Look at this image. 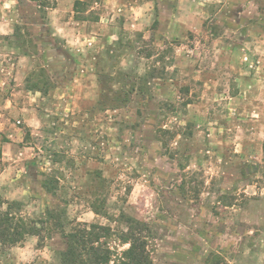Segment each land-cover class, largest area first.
Wrapping results in <instances>:
<instances>
[{"label":"rangeland","instance_id":"rangeland-1","mask_svg":"<svg viewBox=\"0 0 264 264\" xmlns=\"http://www.w3.org/2000/svg\"><path fill=\"white\" fill-rule=\"evenodd\" d=\"M47 1L0 0V210L38 232L0 264L91 223L115 264L128 217L150 264H264V0Z\"/></svg>","mask_w":264,"mask_h":264},{"label":"trees","instance_id":"trees-1","mask_svg":"<svg viewBox=\"0 0 264 264\" xmlns=\"http://www.w3.org/2000/svg\"><path fill=\"white\" fill-rule=\"evenodd\" d=\"M41 5L49 6L44 0ZM80 4L79 0L75 5ZM117 98H112V95ZM102 97L112 101H127L128 94L122 90L104 88ZM264 151V144H263ZM19 201L8 202L4 210H0V239L15 244L21 241L26 234H38L37 228L31 226L20 217H17L12 209L19 205ZM128 228L121 231L120 238L129 247L123 250L115 264H150L147 250L146 225L134 218H127ZM111 227L96 223L85 224L66 235V246L60 253L61 264H110L112 250L101 242L102 237L109 236ZM220 260H214L211 264H219Z\"/></svg>","mask_w":264,"mask_h":264},{"label":"crops","instance_id":"crops-1","mask_svg":"<svg viewBox=\"0 0 264 264\" xmlns=\"http://www.w3.org/2000/svg\"><path fill=\"white\" fill-rule=\"evenodd\" d=\"M58 1V4H59V6L60 7H64V4L68 1H71V0H57ZM20 154L22 155L23 154V152L22 151H20ZM8 168H4V169H0V180H2L3 178H6V177H8ZM6 191V190H5ZM10 197V196H9ZM12 199H14V198H12Z\"/></svg>","mask_w":264,"mask_h":264}]
</instances>
